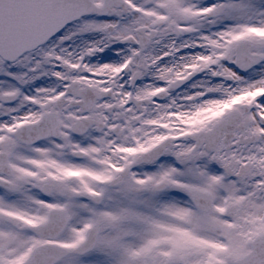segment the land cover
Returning a JSON list of instances; mask_svg holds the SVG:
<instances>
[{"label":"snow or ice","instance_id":"snow-or-ice-1","mask_svg":"<svg viewBox=\"0 0 264 264\" xmlns=\"http://www.w3.org/2000/svg\"><path fill=\"white\" fill-rule=\"evenodd\" d=\"M0 264H264V0H0Z\"/></svg>","mask_w":264,"mask_h":264}]
</instances>
